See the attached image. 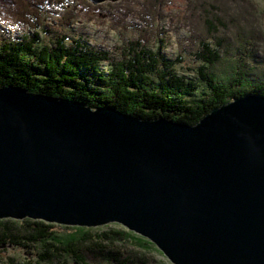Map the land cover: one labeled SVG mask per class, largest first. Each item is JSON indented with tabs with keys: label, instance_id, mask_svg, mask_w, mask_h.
Masks as SVG:
<instances>
[{
	"label": "water",
	"instance_id": "95a60500",
	"mask_svg": "<svg viewBox=\"0 0 264 264\" xmlns=\"http://www.w3.org/2000/svg\"><path fill=\"white\" fill-rule=\"evenodd\" d=\"M5 218L121 223L172 264H264V96L190 125L0 87Z\"/></svg>",
	"mask_w": 264,
	"mask_h": 264
},
{
	"label": "trees",
	"instance_id": "16d2710c",
	"mask_svg": "<svg viewBox=\"0 0 264 264\" xmlns=\"http://www.w3.org/2000/svg\"><path fill=\"white\" fill-rule=\"evenodd\" d=\"M64 2L71 1L0 0V87L14 86L92 108H114L142 119L164 117L190 125L236 97L264 96V57L254 51L252 35L247 32L238 33L241 44L233 50L232 57L223 53L232 46L221 47L218 42V48L200 41L195 56L201 64L190 77L177 71L175 63L162 54L161 45L153 49L147 39L128 45L120 56L66 33H53L55 39L48 40L46 35L53 31L40 22L41 13ZM204 2L199 4L202 8ZM152 4L145 13L154 18L162 15L153 12ZM212 7L208 13L220 22ZM211 18L207 22L215 28ZM30 22L34 30H24ZM12 25L23 32H12ZM57 225L30 218L0 219V247L12 244L38 249L37 259L21 264H52L67 256L77 264H88L84 254L87 251L115 264H136L105 247L103 240L111 239L113 232L125 239L135 237L142 246L154 247L148 238L124 228L98 233L93 227L64 225L71 231L59 232L55 230ZM10 260L9 264H20Z\"/></svg>",
	"mask_w": 264,
	"mask_h": 264
},
{
	"label": "rangeland",
	"instance_id": "374dc122",
	"mask_svg": "<svg viewBox=\"0 0 264 264\" xmlns=\"http://www.w3.org/2000/svg\"><path fill=\"white\" fill-rule=\"evenodd\" d=\"M70 1L47 7L41 13L40 22L49 25L53 31L46 35L48 40L55 39L53 33H66L71 38L83 39L94 47L120 56L128 45L138 41L143 43L147 39L153 49L161 45L162 54L175 63L177 71L190 77L196 74L194 70L201 64L195 56L200 48V41L211 43L213 47H218V42L221 47L232 46L228 51L223 50V53H227L226 57H232L233 50L241 44L238 33L247 32L252 35L251 45L255 46L254 51L257 50L264 57V0H203V8L199 5L201 0H166L160 3L157 0H100L98 3L91 0ZM151 3L153 12L156 11V15L160 12L162 15L154 18L145 13ZM210 6L221 18L220 22H217V17L208 13ZM210 16L216 23L215 28H211L207 22ZM152 18L154 19L151 20ZM33 27V22H30L24 30H34ZM12 32L20 35L23 31L12 25ZM93 228L98 233H110L122 228L131 231L116 222ZM55 230L71 231L64 225H57ZM131 232L140 236L135 231ZM110 235L111 239L103 240L105 247L115 250L122 258H130L136 264L172 263L153 242L155 248L138 244L135 237L125 239L116 232ZM37 252L38 249L34 247L3 245L0 247V264H9L7 261H11L10 258L20 264L29 259L34 261L38 258ZM84 254L88 264H115L90 251ZM61 263L77 264L69 256L52 262Z\"/></svg>",
	"mask_w": 264,
	"mask_h": 264
},
{
	"label": "bare ground",
	"instance_id": "6f19581e",
	"mask_svg": "<svg viewBox=\"0 0 264 264\" xmlns=\"http://www.w3.org/2000/svg\"><path fill=\"white\" fill-rule=\"evenodd\" d=\"M121 224V223H120Z\"/></svg>",
	"mask_w": 264,
	"mask_h": 264
}]
</instances>
